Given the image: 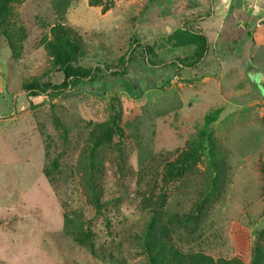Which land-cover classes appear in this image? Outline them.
Masks as SVG:
<instances>
[{"label": "rangeland", "instance_id": "1", "mask_svg": "<svg viewBox=\"0 0 264 264\" xmlns=\"http://www.w3.org/2000/svg\"><path fill=\"white\" fill-rule=\"evenodd\" d=\"M12 12L25 35L17 58L0 35V264H149L140 234L150 210L140 192L191 148L211 112L225 184L205 203L199 226H173L174 240L185 252L243 261L264 233V0H22ZM59 21L82 36L81 63L98 67L99 78L56 97L29 96L25 81L62 80L44 46ZM176 28L188 33L168 36ZM196 34L206 38L203 55ZM121 59L127 69L110 74ZM114 111L123 137L105 148L108 203L95 216L83 148L92 124ZM207 151L166 185L165 218L188 212L207 192L216 174ZM88 224L96 251L111 258L94 259L72 240Z\"/></svg>", "mask_w": 264, "mask_h": 264}, {"label": "trees", "instance_id": "2", "mask_svg": "<svg viewBox=\"0 0 264 264\" xmlns=\"http://www.w3.org/2000/svg\"><path fill=\"white\" fill-rule=\"evenodd\" d=\"M22 0H0V35L6 46L9 48L12 56L17 58L20 54L22 46L19 44L21 38L25 35L24 27L16 25L12 20V4L21 3ZM183 28H176L171 31L168 36L186 35ZM201 40L197 47L196 54L203 55L206 50V38L196 34ZM45 49L51 57V66L55 71L62 73V80L58 83H52L51 80L33 79L22 83V89L29 93V96H37L48 91L51 97H56L64 93L66 90L76 87L82 80L94 81L99 78V68L93 65L81 63V57L85 54V47L82 36L72 26L65 25L62 22L54 23L49 29L47 39L45 41ZM144 50L147 54H153V48L145 45ZM120 68L110 71V74H123L127 69L123 59L119 62ZM218 111V110H217ZM120 111H114L109 118L94 122L89 129L85 139L82 160L85 167L89 168L87 175V194L88 200L93 205L95 216L102 213V209L107 200L104 199V186L101 182L104 172V155L107 153L105 148H109L112 137L117 134L123 137V128L120 126ZM216 119V113H210L205 117L204 128L200 130L199 135L194 137L190 142V149L182 152L172 161H167L163 165L161 179L158 180V174L154 176V184L150 187L149 192H140L142 198V207L150 210L149 216L142 230L141 241L144 252L149 264H237L236 258L226 259L224 257L214 258L213 256L201 251L185 252L174 240V228L177 225H186L192 223L199 226L200 218L204 210V205L209 198L217 197L222 192L225 184L226 167L221 152L216 148L212 132L209 125ZM204 150L207 151L209 167L216 172L211 181V185L207 187V192H202L199 201L186 213H174L168 218L163 214V207L166 203L168 193L167 187L169 183L178 181L192 166H194L201 158ZM100 155L101 161L97 157ZM117 165L124 174L127 165L123 161L121 150L118 149ZM98 158V159H97ZM100 162L102 165H100ZM98 178H95V173ZM146 175L145 167L138 172V179L144 178ZM165 186V187H164ZM157 188L159 192H154ZM138 193V191H137ZM68 222V218H66ZM91 220L89 219L88 222ZM90 224L85 225L84 230H77L71 234L72 240L78 245L86 248L94 259L111 258V253L104 249L96 251L94 247L95 232ZM264 233L258 232L257 239L247 252L244 260L238 264H264Z\"/></svg>", "mask_w": 264, "mask_h": 264}]
</instances>
